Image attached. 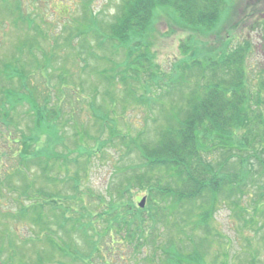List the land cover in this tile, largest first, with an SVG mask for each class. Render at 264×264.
Listing matches in <instances>:
<instances>
[{"label":"trees","instance_id":"16d2710c","mask_svg":"<svg viewBox=\"0 0 264 264\" xmlns=\"http://www.w3.org/2000/svg\"><path fill=\"white\" fill-rule=\"evenodd\" d=\"M28 1L20 6L17 3L18 17L25 21L32 18L31 14L35 12L31 9L32 12L26 13ZM224 3L225 0H123L116 20L110 25V35L112 40H119L120 43L129 42L133 36L148 29L160 6H169L186 24L179 23L168 14L171 26L183 27L187 32L194 33L181 44L183 50L189 51L192 37L198 40L200 34L201 37L215 38L213 33H206L205 30L210 31L220 18ZM96 20L94 23L97 26ZM215 33L218 35L220 32ZM225 39L227 43L219 47L208 49L205 46V51H193L188 58L184 55V59L174 66L171 74H166V78L165 75L158 76L159 69L152 61L154 54L149 47L135 53L136 61L131 57L133 54H126L124 59L128 75L137 80L133 92L145 93L140 98V104L151 102L149 94L153 91L159 92L160 98L170 99L175 93L183 91L186 106L174 111V123H166L168 125L159 130L153 141L133 138L125 133L115 134L127 149L139 155L140 161L133 165L118 163L116 171L122 174V178L116 181L119 174L113 176L104 193L91 189L83 191L76 177L72 178L75 184L66 187L67 192L56 191V188L51 192L50 188L36 185L34 175L30 173L31 166L44 167L41 179L49 186H55L57 180L52 172L53 165L64 163L68 160L64 154L74 151L69 148L70 152L59 153L52 149V144L58 141L60 145L67 146L63 136L64 126L72 120L74 100L81 95L65 83L55 99L51 91L39 94L33 85L18 77L13 61L4 63L3 67L7 70L3 71L9 80L4 81L10 84H0V163L5 160L15 162L17 170H14L20 174L23 185L11 187L17 208H0V212L7 221L18 223L14 233L20 236V230L28 229L29 223L30 226H38V232L32 238L30 233L24 234L26 241H40L48 246V250L57 252L69 248L65 252L82 254L87 264L88 260L90 264H95L97 257L100 258L97 264H126V251L130 254L133 251L143 252L147 245L154 251L158 249L160 239L154 231L166 218L189 220L194 202L219 196L226 183L217 175L222 165H215L209 160L206 156L208 151L216 145L222 146L227 139L231 145L237 146L240 154L252 148L255 150L253 144L256 143L264 148V114L260 111L264 106V81L252 83V78L248 81L244 72L239 70L241 54L249 52L250 43L245 41L243 45L228 49L235 38ZM197 42L202 47L199 40ZM142 60L144 65H139ZM148 67L153 72L149 75L151 78H141L142 69ZM110 80L114 81V78ZM119 80L126 85V76H121ZM65 89L71 91L68 102L62 98L66 97ZM156 100L155 106L159 104ZM65 105L71 110L64 111ZM20 113L28 116L30 125L20 123ZM107 116L102 117L104 125H107ZM252 120H257L254 128L249 125ZM56 129L63 133L58 134V139L53 134ZM77 145L76 148L81 147ZM237 152L230 153V157L240 162L247 161L245 155H238ZM222 159L226 163L229 157L224 154ZM140 195L148 197L147 206L143 209L137 200ZM180 208L183 210L182 218L177 215ZM212 211L211 206L205 208L199 216L201 224L208 222ZM46 214H51V218ZM246 221H254V218ZM74 234L87 243L90 247L88 252L81 250L69 238ZM10 240L11 230L1 227L0 244L7 245ZM21 244L26 242L21 240ZM14 245H9L0 264H23L24 257L21 253L17 256L20 251ZM41 254H36L38 262L33 255L28 264H42ZM69 258V264L76 261ZM175 263L172 259L170 264Z\"/></svg>","mask_w":264,"mask_h":264},{"label":"rangeland","instance_id":"374dc122","mask_svg":"<svg viewBox=\"0 0 264 264\" xmlns=\"http://www.w3.org/2000/svg\"><path fill=\"white\" fill-rule=\"evenodd\" d=\"M233 1H229L228 12L224 9L215 24L216 27L218 24L222 27L218 38L213 33L215 42L211 37L209 39L198 34L202 47L193 37L189 44L191 49L195 47L194 51H205V46L213 49L227 43L225 34L229 39L236 37V31L239 38L246 34L253 46L250 58L253 66L252 83L258 84L264 71V28L250 31L249 26L254 22V16L246 20V24L241 19L245 13V0ZM246 1H259L258 15L264 19V0ZM24 2L26 0H0V84H10L2 78L3 63L9 60L22 69L42 93L53 92L54 99L60 95L59 89L64 83L74 87L71 90L76 89L81 95L74 100L76 108L72 120L64 126L63 136L67 146L64 147L62 143L60 145L58 141L52 144V149L59 153L70 152L69 148L74 150L64 154L68 157L67 161L53 165L56 185L49 186L41 179L44 167L31 166L30 173L34 175L33 179L38 187L50 188L51 192L54 188L56 191L60 189L67 192L66 187L74 185L72 178L76 177L79 178V187L83 191L91 189L104 193L113 176L119 174L116 181L122 178V174L116 171L118 163L133 165L140 161L139 155L127 149L126 144L115 134L125 133L133 138L153 141L162 127L174 123V111L186 106L184 92H177L170 99L160 98L159 92L153 91L149 94L152 101L147 105L140 104V98L145 93L137 90L133 92L137 80L128 75L123 54L111 52L108 47L110 43L107 41L103 46L95 34L97 32L105 36L106 33L94 24V19L97 18L96 22L104 24L103 28H106L119 14L122 0H29L26 13L29 14L31 9H35V12L26 21L18 17L17 9V3L20 6ZM263 23L264 20H261L260 24ZM239 24L241 25L238 27ZM244 26L247 28L246 33ZM170 28L168 16L161 14L149 27L150 34L145 32L137 37V43L141 44L137 52L145 49L144 46H149L154 54L152 61L159 69L158 76L165 75V78L184 59L180 58L181 38L194 34L183 27L177 28V33H168ZM85 45L92 50H87ZM142 61L139 65H142ZM150 68L142 69L144 77L141 78H151L149 75L153 72ZM100 72H104L103 75ZM105 74L112 76L114 81L105 77ZM121 76H126V85L119 80ZM64 92L66 97L62 98L68 101L71 91L65 89ZM155 98L159 101L156 106ZM64 108L67 109L66 105ZM69 110L71 109L67 111ZM103 115L109 117L106 119L107 125L102 124ZM19 118L22 125H30L28 116L20 113ZM256 124L257 120L249 122L252 128ZM56 130L53 134L58 139V134L62 132ZM77 143L81 147L76 148ZM253 145L255 150L252 148L251 151L240 154L237 146L225 141L222 146L216 145L208 151L207 158L215 165H222L221 172L217 173L226 182L221 196L198 199L193 203V214L188 217L189 220L166 218L154 231V235H158L160 239L158 249L154 251L147 245L143 252L133 251L130 254L126 251V264H170L172 259L175 264H264V166L259 160V156L264 160V148H260L261 145L257 143ZM236 152L238 155H245L247 161L240 162L230 157V153ZM224 154L229 157L226 163L222 159ZM0 166L3 167L0 168V208L16 209L18 203L11 187L22 186L23 179L15 171V162L5 160ZM255 175L260 180L257 181ZM68 178L71 180H67ZM258 193L262 199L261 206ZM208 206L213 207L211 217L206 224H201L199 215ZM182 211L180 208L177 212L180 218L183 217ZM46 215L51 218V214ZM251 217L254 221L247 222ZM6 219L0 212V230L5 226L12 232V240L6 241L7 245L0 244V249L3 250H0V259L9 250V245L16 244L20 251L17 256L21 253L24 257L23 264H28L33 255L37 261L38 252L44 255L41 254L42 264H69V257L76 260L72 264H87L82 254L65 252L69 248L57 252L48 250V246L40 241H26L24 234L28 232L32 238L38 232V226L27 223L29 228L20 230V236H17L14 230L18 223ZM56 229L58 231V227ZM69 238L81 250L88 252L90 247L77 234ZM21 240L26 244H21ZM94 263H100V258H95Z\"/></svg>","mask_w":264,"mask_h":264},{"label":"water","instance_id":"95a60500","mask_svg":"<svg viewBox=\"0 0 264 264\" xmlns=\"http://www.w3.org/2000/svg\"><path fill=\"white\" fill-rule=\"evenodd\" d=\"M144 201H145V199H143V201H142V203H141V206H143V205H144Z\"/></svg>","mask_w":264,"mask_h":264}]
</instances>
